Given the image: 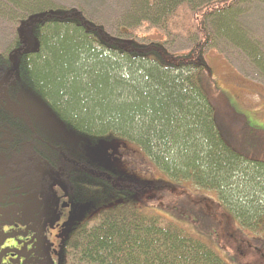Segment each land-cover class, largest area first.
Here are the masks:
<instances>
[{
	"label": "trees",
	"instance_id": "1",
	"mask_svg": "<svg viewBox=\"0 0 264 264\" xmlns=\"http://www.w3.org/2000/svg\"><path fill=\"white\" fill-rule=\"evenodd\" d=\"M136 1L155 23L163 13L188 9L197 34L192 47L171 52L164 40L119 38L77 8L29 11L19 22L14 47L0 55L2 176L11 189L42 196L52 194L56 176L54 184L72 202L101 209L72 227L51 264H230L180 224L138 205L151 189L185 188L187 181L216 192L233 219L256 238L264 236V160L248 156L235 145L233 130L222 128L210 98L222 88L207 62L210 21L250 51L264 74V54L235 20L248 0ZM27 91L76 134V145L51 138L7 106ZM103 143H129L171 182L99 164L88 151ZM204 217L199 229L214 227Z\"/></svg>",
	"mask_w": 264,
	"mask_h": 264
},
{
	"label": "rangeland",
	"instance_id": "2",
	"mask_svg": "<svg viewBox=\"0 0 264 264\" xmlns=\"http://www.w3.org/2000/svg\"><path fill=\"white\" fill-rule=\"evenodd\" d=\"M49 8H77L114 36L143 43L164 40L171 52L187 51L197 40L188 9L173 17L163 13L155 23L146 20L136 0H0V55L5 56L14 47L19 22L29 11ZM234 14L239 30L264 54V0H248ZM208 27L213 37L208 51L213 50L207 62L222 88L221 96L210 94L219 106V121L226 132L233 130L230 135L239 143L235 145L251 158L264 160V74L241 43L218 33L210 21ZM7 106L34 121L51 138L68 143V147L78 143L76 134L30 92L9 101ZM88 153L115 171L171 182L148 156L129 143H103ZM56 179L51 184V195L25 194V187L17 190L5 184L0 168V264L57 262L72 227L100 213L101 209L89 204L72 202L62 185L54 184ZM183 183L185 188L151 189L138 206L180 224L211 244L230 264H264V236L256 238L233 219L216 192ZM204 216L214 221V227L199 229Z\"/></svg>",
	"mask_w": 264,
	"mask_h": 264
}]
</instances>
